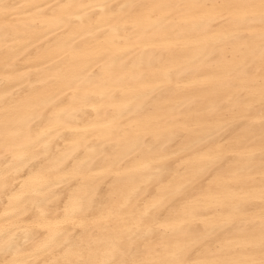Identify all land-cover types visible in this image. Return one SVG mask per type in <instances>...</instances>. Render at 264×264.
<instances>
[{
    "label": "bare ground",
    "instance_id": "1",
    "mask_svg": "<svg viewBox=\"0 0 264 264\" xmlns=\"http://www.w3.org/2000/svg\"><path fill=\"white\" fill-rule=\"evenodd\" d=\"M259 4L0 0V264L264 259Z\"/></svg>",
    "mask_w": 264,
    "mask_h": 264
},
{
    "label": "snow or ice",
    "instance_id": "2",
    "mask_svg": "<svg viewBox=\"0 0 264 264\" xmlns=\"http://www.w3.org/2000/svg\"><path fill=\"white\" fill-rule=\"evenodd\" d=\"M190 9H199L204 7V5H188L187 6ZM232 10V14L236 15L238 18H240V10L242 8H255L256 5H228L225 6ZM259 10H260V16L262 22H264V0H260L259 4ZM7 6H3L2 9L5 15ZM262 39H264V35H262ZM214 255V254H213ZM58 264H117L116 261H98V260H91V259H79V260H65L63 262H58ZM119 264H189V261L184 259H161L159 261H147V260H124L119 262ZM196 264H256L255 261H223L218 259H212V258H205L201 259L199 261H196ZM259 264H264V259H261L259 261Z\"/></svg>",
    "mask_w": 264,
    "mask_h": 264
}]
</instances>
